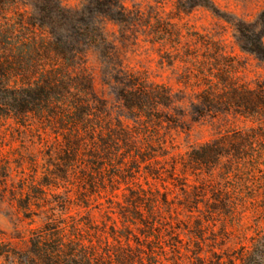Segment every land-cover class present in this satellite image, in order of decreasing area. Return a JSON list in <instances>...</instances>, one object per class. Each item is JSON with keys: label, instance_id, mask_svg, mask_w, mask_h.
<instances>
[{"label": "trees", "instance_id": "obj_1", "mask_svg": "<svg viewBox=\"0 0 264 264\" xmlns=\"http://www.w3.org/2000/svg\"><path fill=\"white\" fill-rule=\"evenodd\" d=\"M27 2L0 0V264H264V93L205 89L208 111L251 119L192 142L159 111L171 90L126 73L129 126L95 97L89 34Z\"/></svg>", "mask_w": 264, "mask_h": 264}, {"label": "rangeland", "instance_id": "obj_2", "mask_svg": "<svg viewBox=\"0 0 264 264\" xmlns=\"http://www.w3.org/2000/svg\"><path fill=\"white\" fill-rule=\"evenodd\" d=\"M34 7L44 10L37 18L46 23H72L84 38L89 34L94 43L85 64L94 78L95 97L129 126L132 116L120 99V90L130 85L126 73L171 90V103L161 102L159 111L193 126L192 142L215 140L220 130L223 135L244 130L251 119L245 111H208L202 100L205 89L232 80L264 93V0H28L21 8L32 14ZM56 7L74 12L51 16ZM85 7L101 13L113 8V13L105 19L83 11ZM93 22L97 30L84 31ZM201 118L203 125L192 123ZM181 131L187 133L182 139H188L186 128ZM13 230L0 205V231Z\"/></svg>", "mask_w": 264, "mask_h": 264}]
</instances>
